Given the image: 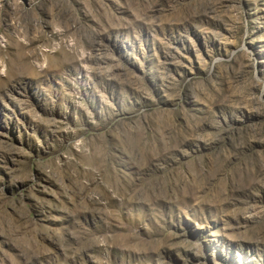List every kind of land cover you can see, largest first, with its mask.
<instances>
[{"label":"rangeland","instance_id":"rangeland-1","mask_svg":"<svg viewBox=\"0 0 264 264\" xmlns=\"http://www.w3.org/2000/svg\"><path fill=\"white\" fill-rule=\"evenodd\" d=\"M0 264H264V0H0Z\"/></svg>","mask_w":264,"mask_h":264}]
</instances>
